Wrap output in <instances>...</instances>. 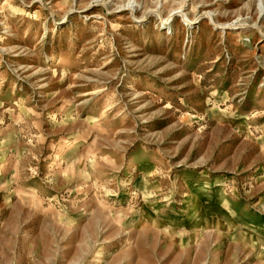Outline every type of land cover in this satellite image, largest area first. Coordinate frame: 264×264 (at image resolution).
Wrapping results in <instances>:
<instances>
[{
	"label": "rangeland",
	"instance_id": "1",
	"mask_svg": "<svg viewBox=\"0 0 264 264\" xmlns=\"http://www.w3.org/2000/svg\"><path fill=\"white\" fill-rule=\"evenodd\" d=\"M0 264H264V0H0Z\"/></svg>",
	"mask_w": 264,
	"mask_h": 264
},
{
	"label": "bare ground",
	"instance_id": "2",
	"mask_svg": "<svg viewBox=\"0 0 264 264\" xmlns=\"http://www.w3.org/2000/svg\"><path fill=\"white\" fill-rule=\"evenodd\" d=\"M205 14H208L207 16H209V17H212V16H210V13H205ZM188 20V19H187ZM186 20V21H187ZM189 21V20H188ZM168 22H169V19H166V20H164V23H166V24H168ZM236 25V24H235ZM226 26H233L232 24H226Z\"/></svg>",
	"mask_w": 264,
	"mask_h": 264
}]
</instances>
